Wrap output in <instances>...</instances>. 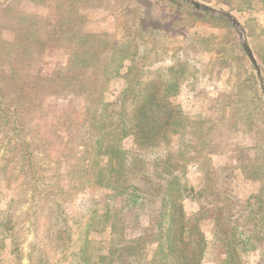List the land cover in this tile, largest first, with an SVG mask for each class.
I'll return each instance as SVG.
<instances>
[{"label":"rangeland","instance_id":"obj_1","mask_svg":"<svg viewBox=\"0 0 264 264\" xmlns=\"http://www.w3.org/2000/svg\"><path fill=\"white\" fill-rule=\"evenodd\" d=\"M192 1L202 8L190 0H0V264H171L159 251L166 217L155 236L153 194L143 206L131 191L144 190L134 174L155 172L162 148L140 168L119 170L129 187L122 194L108 183L119 112L131 115L147 89L201 127L185 145L168 132L187 164L176 174L189 189L177 201L188 218L201 212L198 264H230L238 210L251 225L243 237L233 233L239 264H264V226L250 212L264 196V0ZM99 99L110 104L105 130ZM146 107L150 125L167 115L155 100ZM119 145L131 151L133 137Z\"/></svg>","mask_w":264,"mask_h":264},{"label":"trees","instance_id":"obj_2","mask_svg":"<svg viewBox=\"0 0 264 264\" xmlns=\"http://www.w3.org/2000/svg\"><path fill=\"white\" fill-rule=\"evenodd\" d=\"M148 90L149 89L145 90L144 93H139L143 96L144 101L137 104L136 108L132 110L131 115H128L126 112L124 113L123 110L119 112V122L115 124L114 127V131L117 132L118 136L117 139H115L116 141L111 143L109 149H107L109 152L108 166H110L108 183H111L113 179L116 182L119 181V170L128 169L130 170L129 172H132L137 167L140 168V166L145 163V160L153 155L150 151H154L157 146L162 148V153L158 154L154 159L156 161L155 172L151 173L149 170L140 172L139 169L135 172L134 177L144 179V181H146V187H143L144 190H141V187L134 185L133 188H131V191L134 193L132 199L133 202H138V205L142 204L143 206H146L147 203L151 202L146 199V196L153 194L154 197H152V201L155 203L154 206L156 208L154 210L155 220L153 224V229L156 231L153 233L155 236L162 235V232L160 231L165 223L164 217H166L167 227L165 228V236L167 241L164 247L161 246L159 248L160 253L163 254L161 258H166L165 263L198 264L199 255L202 251L201 248H203L202 244L205 240L204 235L199 228V224L196 222V219L200 217L201 212L194 215L193 218L195 219V222L193 218L185 216L182 206H180L177 200L182 196L185 190L189 189V187L182 183V180H180L176 173L179 172L183 174L187 165L186 162L183 161L184 159L182 157L180 158L178 154V152H181L179 146L182 144L185 145L184 138L187 135L198 138L197 131L201 129V127L197 120L185 117L179 108L170 103L162 102V96L157 95L154 97L150 90ZM139 98L140 97H138L137 101H139ZM153 100L157 102V106L163 107V110L167 113V115L155 126L150 125V122L144 120L146 106H148ZM98 103L102 104L101 111L103 112L100 114L102 121L98 122L97 126L105 130V127L109 122V120H106L110 116V111H108V106L110 104L102 102L101 99L98 100ZM169 131L176 134L180 139L181 143L176 151H173V148L169 147ZM102 134H105V132L102 131ZM124 136H132L134 141V148L127 153L119 145L120 140ZM208 137L209 136L207 135L205 138ZM205 140L206 139H204V141ZM166 144L168 147H166ZM201 156V153H197L193 159L197 160ZM160 166L164 167L160 169ZM213 174V171H206L205 176L208 180L212 181L213 179H216L212 177ZM118 183L120 187L116 188H120L117 190L120 194L124 192V189L129 188L128 186H125L124 183ZM204 187L205 185L197 193L198 196L203 195L204 192H206ZM155 188L160 189V192L158 193L156 190L154 191ZM174 190H176V192H174ZM216 190L217 189L210 190L208 193L219 194ZM256 204L258 207L255 210L251 209L250 212L254 213L255 216H258L264 226V196H257ZM203 208V205H199V210L202 211ZM240 211L241 210H238L235 213L236 217H234L235 220H237V224H230V247L229 245H226V261L230 264L240 263L238 254L233 246L234 243L232 242L236 237L233 233L237 232L238 235L243 237L245 228L251 230V225H248L238 213ZM231 217L232 215L230 214V218ZM227 229L229 228L227 227ZM185 233L186 237L184 236ZM254 238L259 239V237ZM238 242L247 245L245 238L239 239ZM161 260L160 263H162ZM153 262H155V260ZM157 262L159 263V261Z\"/></svg>","mask_w":264,"mask_h":264},{"label":"water","instance_id":"obj_3","mask_svg":"<svg viewBox=\"0 0 264 264\" xmlns=\"http://www.w3.org/2000/svg\"><path fill=\"white\" fill-rule=\"evenodd\" d=\"M191 2H192V4L195 6V7H201L202 8V6H200L198 3H196V2H194V1H192V0H190ZM203 8H205V7H203ZM207 9V8H206ZM227 18H229L231 21H233V19L231 18V16L230 15H228V14H224ZM234 22V21H233ZM243 45H244V48L246 49V51L248 52V54H249V56L251 57V59L253 60L254 58H253V56H252V54L250 53V49H249V47L246 45V43H243ZM254 61V60H253Z\"/></svg>","mask_w":264,"mask_h":264}]
</instances>
